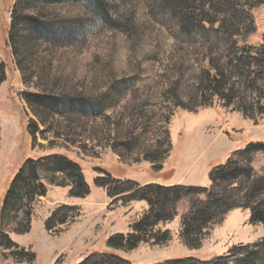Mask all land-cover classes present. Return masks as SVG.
I'll use <instances>...</instances> for the list:
<instances>
[{
    "label": "rangeland",
    "instance_id": "1",
    "mask_svg": "<svg viewBox=\"0 0 264 264\" xmlns=\"http://www.w3.org/2000/svg\"><path fill=\"white\" fill-rule=\"evenodd\" d=\"M103 1L107 20L91 1H52L45 19L53 30L22 69L8 40L16 0H0V59L6 66L0 83V264H79L95 252H114L136 264L186 256L210 260L264 239V224L251 223L250 211L236 209L212 228L200 249H192L180 236L185 201L179 216L160 225L171 231L168 243H142L131 251L108 246L111 236L128 233L149 206L111 198L96 185L97 177L209 187L213 167L248 143L264 141V115L254 121L223 103L196 112L176 106L168 88L178 81L184 102L197 107L200 72L208 52L223 53L222 37L184 26L160 0ZM252 13L256 30L249 42L255 45L264 35V4ZM42 89L104 98L93 105L63 104L62 114L50 117L46 128L25 98ZM31 119L40 125L35 138L28 129ZM52 155L81 166L90 194L72 197L69 186L58 185L69 183L65 174L42 171L47 194L34 205L30 230L21 233L25 210H7L5 199L28 160ZM61 205L78 206L80 216L48 231L46 221ZM4 234L20 248L1 247ZM22 248L35 259L19 254Z\"/></svg>",
    "mask_w": 264,
    "mask_h": 264
},
{
    "label": "trees",
    "instance_id": "2",
    "mask_svg": "<svg viewBox=\"0 0 264 264\" xmlns=\"http://www.w3.org/2000/svg\"><path fill=\"white\" fill-rule=\"evenodd\" d=\"M56 0H16L9 30V43L19 67L26 66L41 43L53 30L49 16V5ZM98 8V13L108 19L107 8L103 0H86ZM173 15L188 28L205 29L220 35L224 41L223 53L214 55L208 52L199 75V103L184 102L179 91V82L171 83L168 93L176 106L196 112L200 107L223 103L233 107L245 118L256 121L258 115H264V35L260 44H251L249 37L255 32L256 24L253 11L264 4V0H160ZM48 10V11H47ZM211 53V54H210ZM6 80V66L0 59V83ZM28 105L48 128L49 118L62 114L64 105H93L104 96L79 98L64 90H38L25 94ZM68 106V107H69ZM51 118V119H52ZM170 123V118L167 119ZM52 126V125H51ZM39 123L31 119L29 132L36 137ZM1 130V126H0ZM71 132V131H69ZM170 140V131L166 132ZM134 137L133 140H137ZM160 154L154 156L156 162ZM148 156L147 159H149ZM263 161L260 167L256 163ZM160 162V161H159ZM42 171H54L65 174L69 183L58 184L70 187L72 197H86L90 194L82 168L75 161L61 155L28 160L13 181L5 199L7 210H25L27 221L21 233L30 230L34 205L39 197L47 194V186ZM209 187L185 186L182 184L162 185L158 183L139 184L134 180H119L111 175L97 177L96 185L105 188L108 195L123 203L145 201L149 209L132 223L131 230L124 234L111 236L108 246L114 250L131 251L142 243L164 245L171 240V231L162 230L160 225L173 221L179 216V206L188 202V209L181 217L180 236L186 246L200 249L210 231L221 225L233 210L250 211L253 224H264V141L248 143L235 151L226 163L213 167L210 171ZM78 206L61 205L53 211L46 221L48 231L66 226L79 217ZM1 247L19 249L8 234L1 235ZM19 254L28 255L32 260L35 254L24 248ZM264 261V239L255 244L233 246L227 255L202 260L193 256L170 259L153 264H261ZM79 264H136L114 252H95L88 255Z\"/></svg>",
    "mask_w": 264,
    "mask_h": 264
},
{
    "label": "crops",
    "instance_id": "3",
    "mask_svg": "<svg viewBox=\"0 0 264 264\" xmlns=\"http://www.w3.org/2000/svg\"><path fill=\"white\" fill-rule=\"evenodd\" d=\"M178 184V183H177Z\"/></svg>",
    "mask_w": 264,
    "mask_h": 264
}]
</instances>
